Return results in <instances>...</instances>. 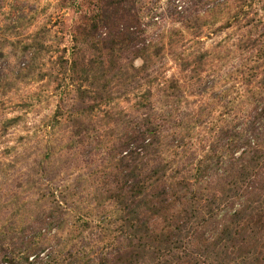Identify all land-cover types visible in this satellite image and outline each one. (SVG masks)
Masks as SVG:
<instances>
[{
  "label": "trees",
  "instance_id": "16d2710c",
  "mask_svg": "<svg viewBox=\"0 0 264 264\" xmlns=\"http://www.w3.org/2000/svg\"><path fill=\"white\" fill-rule=\"evenodd\" d=\"M109 9L101 23L93 20L90 27L105 38L100 46L93 42L90 48L107 56L91 57L85 67L72 62L73 73L77 78L84 74L81 83L88 82V86L79 85L75 99L65 101L67 106L59 103L55 113L56 124L57 118L70 114L63 132L71 133L70 155L76 159L78 154L88 157L94 148L102 152L101 140L115 132L118 135L116 147L109 145L102 165H95L102 170L98 182L103 176L106 185L110 181L92 195L97 207L75 202L78 221L73 230L77 234L57 239L73 243L69 264H264V20L243 24L238 12L222 28H235L236 39L225 57L235 64L229 72V88L214 95L222 106L212 123L215 104L179 111L177 100L183 97L174 95L182 85L175 79L168 82L172 89L152 100L151 92L141 96L137 106L143 114L136 119L131 113L106 110L113 101L109 86L116 78L127 86L137 73L152 69L150 49L154 47L140 43L144 33L139 16L122 9L118 16ZM134 46H141L133 53L146 64L141 71L117 57L131 53ZM195 55L187 56L190 62L180 66L182 72L198 76L204 62L213 57L219 64L215 52ZM192 62L196 66L188 71ZM125 68L131 69L130 77L121 74ZM46 160L42 165L45 176L50 164ZM49 178L42 187L45 203L38 216V233L10 249L3 245V235L0 264H58L57 254L45 240L55 232L60 205L72 193L70 188L56 186L55 176ZM98 207L100 213L104 210L101 218L96 216ZM144 218L153 227L161 224V231L144 235L140 231ZM76 245L86 249L75 250Z\"/></svg>",
  "mask_w": 264,
  "mask_h": 264
},
{
  "label": "rangeland",
  "instance_id": "374dc122",
  "mask_svg": "<svg viewBox=\"0 0 264 264\" xmlns=\"http://www.w3.org/2000/svg\"><path fill=\"white\" fill-rule=\"evenodd\" d=\"M109 6L118 16L122 13L120 9L139 16L144 33L140 43L154 47L150 49V56L154 57L152 69L143 72L145 62L133 55L141 46H134L131 53L118 54L127 65L141 72L132 84L128 81L127 86L122 85L116 78L109 86L113 101L106 110L123 115L131 113V118L136 119L142 113L137 106L141 96L151 92L152 100L156 94L172 89V83L168 82L175 79L182 85L181 91L176 90L179 93L174 95L183 97L177 100L179 111L215 104L212 123L222 106L214 95L229 88V72L235 64L232 58H225L236 39L235 28L223 31L222 28L238 12L243 24L264 20V0H0V239L6 236L3 245L7 249L38 233V216L45 203L41 199L42 187L48 184L46 179L55 176V185L70 188L72 195L60 205L61 219L53 230L57 235L51 231L45 243L57 254L56 263H72L69 255H74L73 243L57 239L69 233V238L77 234L73 230L78 221L75 202L86 201L97 207L96 197L92 195L110 184L109 180L105 184L104 176L98 182L102 170L95 169V165H102L109 145L116 147L117 133L101 140L102 152L94 148L88 157L78 154L76 159L70 155L71 133L63 132L70 114L57 118L59 124L55 121L58 104L64 101V105H69L66 102L75 99L79 85L88 86V82L81 83L86 79L84 74L77 78L73 73L72 62L85 67L91 57L107 56L90 48L93 42L100 46L99 41L105 39L101 32L96 34L90 27L93 20L101 23L105 13L111 12ZM209 52L219 56V64L214 57L206 60L198 76L181 71L180 66L190 62L187 56ZM192 63L188 71L196 66ZM219 65L222 71H218ZM130 71L125 68L121 74L130 77ZM155 105L159 107L158 103ZM45 160L50 163L46 166V176L42 175ZM96 173L98 178L94 181ZM98 212L96 216L101 218L104 210ZM67 215L70 217L65 218ZM146 218L140 220L144 235L150 230L151 236L156 229L161 231V224L153 227ZM82 249L86 247L75 246V250Z\"/></svg>",
  "mask_w": 264,
  "mask_h": 264
}]
</instances>
